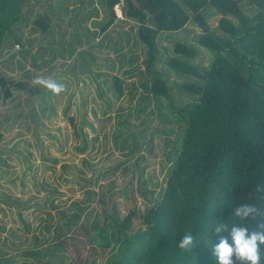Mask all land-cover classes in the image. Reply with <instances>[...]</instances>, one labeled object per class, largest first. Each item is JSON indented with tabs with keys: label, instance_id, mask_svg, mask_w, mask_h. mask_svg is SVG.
I'll return each mask as SVG.
<instances>
[{
	"label": "rangeland",
	"instance_id": "1",
	"mask_svg": "<svg viewBox=\"0 0 264 264\" xmlns=\"http://www.w3.org/2000/svg\"><path fill=\"white\" fill-rule=\"evenodd\" d=\"M42 1L26 0L23 46L16 47L8 36V47L0 54V79L10 90L5 97L0 82V197L9 201L0 199V259L10 256L0 264H107L118 253L122 235L106 222L104 192L113 190L121 216L137 210L132 232L145 228L142 216L162 198L186 129L188 113L179 108L199 99L184 84L203 82L197 72L209 68L214 51L199 44L203 29L194 20L179 30L160 32L154 67L167 80L170 99L157 98L150 90L153 76L146 70L147 46L138 38L139 23L123 13V2L115 6L121 20L96 39L110 17L107 7L100 0H58L66 16L56 29L60 43L49 45L39 42L42 32L36 21L56 0ZM241 6L251 16L261 10L254 0ZM202 12L213 35L228 40L221 14L209 4ZM228 18L239 22L233 15ZM178 42L196 47L195 57L177 52ZM174 57L197 72L176 70L169 64ZM115 77L121 81V95ZM37 78L64 88L54 92ZM70 115L84 135L77 133ZM13 194L30 200L23 212L26 222L12 206ZM36 202L46 205L37 207ZM70 220L71 228L65 225ZM61 227L69 237L62 245ZM33 245L39 262L27 254Z\"/></svg>",
	"mask_w": 264,
	"mask_h": 264
},
{
	"label": "trees",
	"instance_id": "2",
	"mask_svg": "<svg viewBox=\"0 0 264 264\" xmlns=\"http://www.w3.org/2000/svg\"><path fill=\"white\" fill-rule=\"evenodd\" d=\"M100 1L110 13L101 31L113 24L117 17L115 6L121 2L123 13L139 23L138 38L147 46L146 70L153 76L150 90L157 98L170 99L167 80L154 67L160 32L179 30L194 20L203 29L199 44L214 51L209 68L201 73L185 60L170 59L169 64L176 70L196 71L204 79L202 83L184 84L199 99L179 108L188 113L186 129L162 198L148 206L142 216L144 229L132 232L131 222L137 210L132 208L121 216L113 201V190L104 192L106 222L112 223L122 235L118 253L107 264H215L211 246L228 234L226 229L217 232L215 225L223 223L230 227L233 222H239L232 215L238 203H255L264 210V0H254L261 10L253 16L243 10L244 0ZM57 2L51 1L36 21L42 34L51 27L49 14L55 16L60 8ZM79 2L84 4L86 0ZM45 3L48 2L42 1ZM25 4L26 0H0V54L8 47L5 41L8 36L23 46L20 25H27ZM208 4L221 14L220 26L230 35L225 42L213 35L202 12ZM228 15L235 16L239 22H233ZM175 50L188 57L197 54L196 47L181 42ZM0 82L4 96H9L7 81L1 78ZM114 85L121 95L123 88L118 77ZM68 118L75 129H80L77 133L84 135L74 116ZM257 185L262 190L258 191ZM11 196L12 206L16 204L20 218L26 222L23 212L30 208V200ZM0 199L9 202L3 195ZM39 203H35L37 207L46 205ZM259 219L249 218L253 224ZM65 225L71 228L74 223L70 220ZM60 229L58 243L62 245L69 237L64 227ZM187 231H192L195 238L191 250L178 247L179 239ZM38 242L35 236V247ZM35 247L31 246L27 254L39 262L41 255ZM9 258L6 255L0 260L9 261Z\"/></svg>",
	"mask_w": 264,
	"mask_h": 264
},
{
	"label": "clouds",
	"instance_id": "3",
	"mask_svg": "<svg viewBox=\"0 0 264 264\" xmlns=\"http://www.w3.org/2000/svg\"><path fill=\"white\" fill-rule=\"evenodd\" d=\"M37 82L54 92L64 88L63 84L44 78H37ZM257 190H262L260 185ZM232 215L238 217L239 222H233L230 227L223 223L215 225L217 232L226 229L228 233L211 246L215 264H261L264 260V210L255 203L243 202L234 205ZM250 217L260 219L253 224ZM194 243L193 232L187 231L179 239L178 247L191 250Z\"/></svg>",
	"mask_w": 264,
	"mask_h": 264
},
{
	"label": "crops",
	"instance_id": "4",
	"mask_svg": "<svg viewBox=\"0 0 264 264\" xmlns=\"http://www.w3.org/2000/svg\"><path fill=\"white\" fill-rule=\"evenodd\" d=\"M56 15L54 16L52 13H50L49 14V20H51V27H50V29L48 30V32L47 33H45V34H40V36H39V38H38V40H39V42H41L43 39L44 40H47L48 41V44L49 45H52V44H59L60 43V40L58 39V35H57V33H56V29H58L57 28V26H58V23H60L61 21H62V18L64 17L65 18V16L66 15H64V13L62 12L61 13V11L58 9V10H56ZM116 12V14L118 15L115 19H114V21L116 20L117 22L118 21H120L121 20V18L123 17L117 10L115 11ZM121 15V16H120ZM68 17H70L69 15H68ZM95 18V17H94ZM46 19H48V18H46ZM68 21V20H67ZM67 24H68V22H67ZM97 25V24H96ZM97 27V26H96ZM92 29H96V28H93L92 27ZM109 29L110 28H108L106 31H100L99 29V33L98 34H96V39H99V38H101V37H104L105 35L107 36V34H108V31H109ZM53 37L54 39H55V42H53V41H51V40H49L48 38H50V37ZM125 43H126V39H125ZM18 44V43H17ZM121 45H123V44H121ZM30 48H33L32 47V45H30L29 46ZM41 51H43V49L41 50ZM1 80V79H0Z\"/></svg>",
	"mask_w": 264,
	"mask_h": 264
},
{
	"label": "built area",
	"instance_id": "5",
	"mask_svg": "<svg viewBox=\"0 0 264 264\" xmlns=\"http://www.w3.org/2000/svg\"><path fill=\"white\" fill-rule=\"evenodd\" d=\"M16 47H20V45L19 44H16Z\"/></svg>",
	"mask_w": 264,
	"mask_h": 264
}]
</instances>
